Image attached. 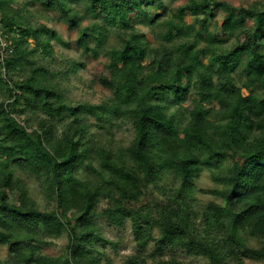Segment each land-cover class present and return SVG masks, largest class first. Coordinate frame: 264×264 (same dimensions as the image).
<instances>
[{"label":"trees","instance_id":"obj_1","mask_svg":"<svg viewBox=\"0 0 264 264\" xmlns=\"http://www.w3.org/2000/svg\"><path fill=\"white\" fill-rule=\"evenodd\" d=\"M35 2L58 11L66 28L76 29L72 43L81 54L106 58L96 82L111 91L110 99L65 101L56 77L76 71L81 63L58 60L51 43L69 44L29 16ZM215 11L222 13L221 20L207 31ZM186 15L195 23H186ZM86 16L92 20L82 25ZM0 28L10 48L0 60L5 95L0 99V245L8 254L0 264H100L89 251L96 237L98 191L75 175L92 154L99 160L96 172L105 171L103 182L113 189L105 222L115 228L129 223L135 250L126 264H145L150 255L144 249L151 241L155 251L185 246L211 264H225L224 257L232 253L211 244L208 230L226 221L233 236L241 230L264 237V4L0 0ZM111 31L115 39L110 42ZM174 106L183 111L182 120L175 110L167 111ZM81 116L98 123L119 118L130 125L131 139L113 154L93 149L77 125ZM225 161L229 165L223 168ZM16 167L50 191L54 211L36 208L26 190L18 188ZM204 169L216 187L200 191L222 204L202 207L205 233L200 236L192 228L193 203L186 192ZM166 176L170 184L163 182ZM152 189L157 196L150 202L123 206L124 201L139 202ZM152 226L160 233L157 239L148 233ZM63 229L67 254H39L42 238ZM252 253L264 259L263 250Z\"/></svg>","mask_w":264,"mask_h":264},{"label":"rangeland","instance_id":"obj_2","mask_svg":"<svg viewBox=\"0 0 264 264\" xmlns=\"http://www.w3.org/2000/svg\"><path fill=\"white\" fill-rule=\"evenodd\" d=\"M167 5L175 7L181 5L184 0H164ZM231 5L239 7L242 5H254L259 6L264 4V0H225ZM14 6V5H13ZM74 8L80 7L77 5ZM151 12H158L159 10L154 8L150 9ZM29 16L33 19H37L38 22H44L49 27L56 30L59 37L68 42L67 47L60 46L58 43L52 42L54 49L53 53L58 56V60L72 59L76 62H80L81 65L74 72H69L67 75H57L56 81L62 92V96L65 101L74 104L76 102L88 101L90 103H99L105 99H110L112 93L110 90L102 87L96 82V73L99 70H104L106 65V58L102 55L93 58L85 56L75 49L73 46V39L76 36V29H67L64 22L59 20L58 11L45 9L35 2L29 8ZM222 13L215 11L213 16L207 20L206 29L214 30L221 20ZM92 20V17L86 16L81 20V24H88ZM186 23H195L192 16L186 15L184 17ZM147 38H152V33H147ZM154 40L156 36H153ZM115 39L114 31L108 34L107 40L111 42ZM30 44L31 40L27 39ZM232 42V39L225 42L223 46H228ZM203 42H198L200 46ZM237 76V75H236ZM235 83H238L237 77H235ZM3 89L0 90V99L4 97ZM175 110L178 120H182L183 111L177 106L169 107L167 110ZM69 119L68 117H66ZM19 120L21 117L18 118ZM77 125L83 126V133L89 140L90 146L95 149L108 150L112 154L119 149L124 148L132 136V130L127 122L121 121L119 118H114L108 123H98L91 116H81ZM98 158L95 154H92L88 160H86L76 171L75 175L77 179L85 181L92 190L98 191L97 202L95 210L93 212V223L96 228V237L90 245L89 251L91 255L98 257L100 264H126L125 260L135 250L134 242L130 234L129 223L125 221L122 228H115L107 225L104 217V210L110 205V202H114L113 196L109 197L111 191L110 185H106L103 180L108 178V174L105 171L99 170ZM229 165V161H225L222 167L225 168ZM86 166V167H85ZM89 166V167H88ZM90 168V169H89ZM13 177L17 181V186L20 189H24L27 192L28 197L34 202V206L40 210L54 211V201L50 194V191H46L43 187L35 182L33 177L25 170L14 168ZM163 182L170 184L171 177L166 176ZM194 187L192 190L186 192L191 198L193 203V216H192V228L200 236L205 233L203 230L204 224L201 221L202 207L214 203L221 205L222 201L212 195L201 192L200 190L213 189L216 185L213 183L212 178L207 170H203L199 177L193 180ZM99 189V190H98ZM156 190L152 189L151 193L148 192L142 196L139 202L124 201L122 202L125 208H133L139 205L150 202L152 198L156 197ZM12 198V197H11ZM9 199V198H7ZM9 201H11L9 199ZM67 220H69L67 218ZM209 242L220 249L221 253L231 252L232 254L224 257L225 264H264V259L252 253L254 250L264 251V237H252L248 233L237 230L239 235H232L230 225L228 222L217 223L215 226L210 227ZM154 239L160 236L158 228L152 226L149 231ZM264 233V228H263ZM235 237H239V240H235ZM45 244L41 245L39 254L48 257H61L67 254V230L63 229L59 234L43 237ZM153 242H149L144 249V252L150 255L146 256L145 264H153L156 260L167 261L171 264H211L209 260L203 256L188 253L186 247L182 246H167L163 247L159 251L154 250ZM8 258L7 251L4 246L0 245V261H6Z\"/></svg>","mask_w":264,"mask_h":264},{"label":"built area","instance_id":"obj_3","mask_svg":"<svg viewBox=\"0 0 264 264\" xmlns=\"http://www.w3.org/2000/svg\"><path fill=\"white\" fill-rule=\"evenodd\" d=\"M9 40L7 39V35L2 32L0 28V60L6 57L8 52L10 51Z\"/></svg>","mask_w":264,"mask_h":264}]
</instances>
